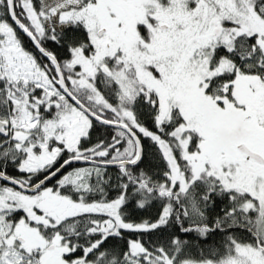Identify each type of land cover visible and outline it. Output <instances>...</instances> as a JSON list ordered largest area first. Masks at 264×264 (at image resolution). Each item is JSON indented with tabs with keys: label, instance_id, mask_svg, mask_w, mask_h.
Wrapping results in <instances>:
<instances>
[{
	"label": "snow or ice",
	"instance_id": "1",
	"mask_svg": "<svg viewBox=\"0 0 264 264\" xmlns=\"http://www.w3.org/2000/svg\"><path fill=\"white\" fill-rule=\"evenodd\" d=\"M97 125L114 134L83 147ZM0 182V264H264V0H0ZM175 225L223 252L125 237Z\"/></svg>",
	"mask_w": 264,
	"mask_h": 264
},
{
	"label": "trees",
	"instance_id": "2",
	"mask_svg": "<svg viewBox=\"0 0 264 264\" xmlns=\"http://www.w3.org/2000/svg\"><path fill=\"white\" fill-rule=\"evenodd\" d=\"M11 22V21H9ZM21 37L23 38L25 47L33 52L38 59L42 60L44 64H48L47 58H44L41 56V54L38 52V50L34 47L32 42L22 33H20ZM76 37L79 39H85L86 40V33L81 29L80 31H77L74 33ZM46 49L49 51H52L54 54L57 55L58 59H66L69 56V53L67 51V48L63 46L62 42L57 43L56 41L47 40L44 44ZM141 111H144V108L141 107ZM144 123L149 128H152V123L150 117L147 115L142 117ZM95 123V122H94ZM108 134H114L112 129H106L102 128L100 126H96L94 131L91 134V139L88 141H82L83 147H91L93 144L97 142V138H105ZM145 144H148L149 141L145 139ZM67 153L64 154V158L67 157ZM87 164H78L73 163L70 168L64 169V172L70 171L72 168H78L82 166H86ZM58 166V165H57ZM140 168L148 171L151 173H156L157 175L154 176V179H162V173L166 171V164L165 162L160 158L158 153L151 154L148 157L145 158L144 162L140 165ZM8 175L15 176V177H23V173L19 172L13 167L8 168ZM115 167L109 168L110 174H115L116 172ZM63 174V173H62ZM59 177V176H58ZM58 177L56 179H58ZM56 180H52L49 183V186H52L55 184ZM2 183V182H0ZM107 199H113L118 194L119 191L115 187V181L113 180L110 184V186L106 187L105 189ZM93 199H101V194L96 193L91 196ZM216 199V206L213 207L212 211L213 214L221 213V208H223L227 204L226 198L217 197ZM161 201L160 200H154L151 205L147 206L144 209H139L135 206L133 202H130L126 206V211L129 214L130 218L135 222H140L141 220H150L154 219L161 207ZM235 235L240 237H247L248 233L240 230L235 229ZM173 236H179L182 240H185L188 242L187 246L184 249V252L182 253L180 259H193V260H199L203 258L204 256H208L209 250L214 249L218 253L223 252V244L224 240L226 239V236L222 235L221 233H213L211 234L207 239L204 238H198L195 233H182L179 229V225L175 226H168L161 229H158L151 233H130L125 232L126 239H142L145 241H148L150 244L160 246L161 244L168 246L170 238ZM116 241L109 240L105 247H108L111 244H115ZM121 246H123V241L120 242Z\"/></svg>",
	"mask_w": 264,
	"mask_h": 264
},
{
	"label": "water",
	"instance_id": "3",
	"mask_svg": "<svg viewBox=\"0 0 264 264\" xmlns=\"http://www.w3.org/2000/svg\"><path fill=\"white\" fill-rule=\"evenodd\" d=\"M23 34V33H22ZM39 52V51H38ZM75 163H78V164H86L85 162L83 161H78V162H75ZM54 180V179H53Z\"/></svg>",
	"mask_w": 264,
	"mask_h": 264
},
{
	"label": "rangeland",
	"instance_id": "4",
	"mask_svg": "<svg viewBox=\"0 0 264 264\" xmlns=\"http://www.w3.org/2000/svg\"><path fill=\"white\" fill-rule=\"evenodd\" d=\"M34 54V53H33ZM35 55V54H34ZM86 166H88V165H86ZM86 166H82V167H86ZM79 168V167H78ZM108 172H109V170H108ZM110 174V173H109ZM59 178V177H58Z\"/></svg>",
	"mask_w": 264,
	"mask_h": 264
}]
</instances>
